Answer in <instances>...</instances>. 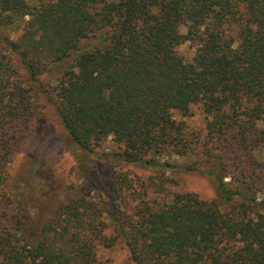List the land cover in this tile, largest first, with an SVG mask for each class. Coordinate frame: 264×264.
Here are the masks:
<instances>
[{
  "label": "trees",
  "instance_id": "obj_1",
  "mask_svg": "<svg viewBox=\"0 0 264 264\" xmlns=\"http://www.w3.org/2000/svg\"><path fill=\"white\" fill-rule=\"evenodd\" d=\"M188 41L197 43L192 61L175 51ZM72 57L55 106L76 148L86 155L112 136L119 161L206 174L217 198L168 196L163 172L150 182L163 200L143 194L135 212L121 216L135 188L119 176L116 213L74 189L51 218L31 222L17 189L14 227L0 215V264H102L99 248L116 244L106 216L135 264H264L257 175L233 183L222 161L178 169L161 158L175 149L196 154L199 139L184 120L196 106L207 118V140L230 134L247 148L264 146V0H0V182L9 163L5 130L29 112L19 70L35 82Z\"/></svg>",
  "mask_w": 264,
  "mask_h": 264
},
{
  "label": "rangeland",
  "instance_id": "obj_2",
  "mask_svg": "<svg viewBox=\"0 0 264 264\" xmlns=\"http://www.w3.org/2000/svg\"><path fill=\"white\" fill-rule=\"evenodd\" d=\"M27 1L30 6H38L41 2L53 0ZM181 33H187L186 26L181 28ZM20 34L21 30L12 37L17 39ZM93 41H86L82 45ZM196 49L197 43L188 41L175 51L186 61H192ZM73 59L74 57L66 60L60 66L50 67L35 82L30 81L19 70L21 81H24L23 87L31 96L30 101L28 100L29 112L25 118L10 123L5 130L8 142L5 153L9 157V163L4 181L0 182V215L6 216L11 226L14 227L15 223L14 191L17 189L23 205L27 207L28 221L31 222H44L51 218L55 207L75 197L76 193L72 192L74 189H79L76 197L90 195L99 205L107 203L108 209L116 213L118 207L112 181L119 176L127 177L135 188V192L132 190L127 192L129 201L126 207L120 206L121 216L126 213L133 214L136 198L142 199L143 194L150 193L155 195L154 200H163L164 195L156 192L150 185V182L157 180L163 172L170 180L168 185L172 192H167L168 196L181 191L199 194L208 201L215 200L217 198L215 181L206 174L180 169L186 165L204 170L214 167L217 164L215 161H222L227 168L224 172L228 175L226 181L234 183L233 179H236L247 182V176L251 178L257 175L252 182L264 191V146L247 148L230 134L207 140L205 130L207 118L199 106L193 107L190 116L184 119L192 138L200 140L195 147L196 154L190 155L186 150L175 149L161 157L163 161L176 165L180 170L171 171L166 168L148 167L145 164L132 165L119 161L117 153L121 152V145L112 136L94 152L85 155L70 142L55 106L57 86L63 77L64 69ZM263 127L264 124L259 123V128ZM90 179L94 183H90ZM236 184H232V187ZM258 197L262 199L263 196L259 194ZM105 220L109 227L106 234L108 237L113 236L116 244L110 248L104 246L99 248L100 262L135 264L131 260L124 238L115 232L114 221L107 216Z\"/></svg>",
  "mask_w": 264,
  "mask_h": 264
}]
</instances>
